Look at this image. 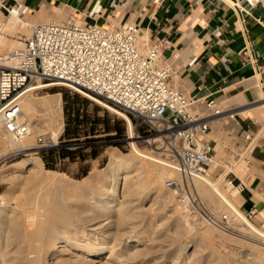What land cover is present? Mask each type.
I'll return each instance as SVG.
<instances>
[{"label": "bare ground", "instance_id": "1", "mask_svg": "<svg viewBox=\"0 0 264 264\" xmlns=\"http://www.w3.org/2000/svg\"><path fill=\"white\" fill-rule=\"evenodd\" d=\"M16 10L4 19L0 16V32L4 28L10 30L17 25L21 26L22 22L29 31H33L37 22L24 21L20 18L18 9ZM50 21L58 22L54 19ZM22 47V41L15 45L0 42V51L11 48V52ZM53 85L63 84L39 83L21 96L19 103L23 118L30 116V106L35 102L34 89ZM91 97L130 122L124 112L94 96ZM53 103L59 106L61 97L58 96L46 104L53 108ZM63 125L59 111L58 119L52 120V143H57L63 132ZM41 128L39 123L35 124L30 131L31 136L14 142L0 125V158L33 150L36 136L32 133ZM155 155L145 151H133L128 155L112 152L111 162L105 170L93 172L82 181H74L64 174L46 170L43 160L39 157H32L23 163L8 167L5 171L28 174H19L17 184L22 188L21 197L16 198L13 194L11 196V193L0 195V264H139L136 260L144 252L153 251L154 242L150 237L153 229L160 230V227L165 226L171 219V216L157 212L154 221L145 228L146 224L139 222L142 214L146 213V208H149L144 205L149 201L153 190L161 191L165 175L175 173L181 176L176 160L167 158L160 152ZM214 164L216 160L211 167ZM194 183L198 193L213 203L218 214L225 211L231 219L237 216H243L242 219L246 217L234 200L236 191L228 192L221 184L211 180L208 174L194 179ZM233 188L240 193L238 188ZM15 198L16 206L10 201ZM173 202V194L162 195L161 204L170 207L174 215L178 216L181 207L175 204L173 207ZM247 225L246 230L259 238L250 239L256 243L249 244L251 258L235 262L233 257L238 252L232 250L226 254L219 253L216 263L209 261L205 264H220L222 261L224 264H264V227L259 228L251 222H247ZM211 232L213 229L208 227L204 236ZM186 242L184 247H178L177 261L180 260L181 264H204L201 259L204 254H201L197 237ZM104 255L106 256L102 258Z\"/></svg>", "mask_w": 264, "mask_h": 264}, {"label": "built area", "instance_id": "2", "mask_svg": "<svg viewBox=\"0 0 264 264\" xmlns=\"http://www.w3.org/2000/svg\"><path fill=\"white\" fill-rule=\"evenodd\" d=\"M16 7L21 10L10 0H0V8L9 15ZM100 11H91L89 16ZM141 38L140 26L131 22L103 26L71 17L64 23L35 24L32 35L21 38L22 48L0 55V125L14 142L30 135L31 126L19 102L39 83L60 82L85 91L148 126L160 153L179 163L180 178L167 180L166 188L187 193L190 182L206 174L216 159L211 120L222 117L223 110L213 99L203 105L201 99L173 86V68L163 54L168 40L143 42ZM258 73L264 78V65ZM240 133L250 143L248 152L258 138L250 125L241 126ZM257 147L262 146L254 145L251 153ZM230 184L236 186L234 180ZM237 188L242 193L247 186L242 182ZM258 213L253 207L245 213L246 219ZM209 218L223 230L232 229L227 213Z\"/></svg>", "mask_w": 264, "mask_h": 264}, {"label": "rangeland", "instance_id": "3", "mask_svg": "<svg viewBox=\"0 0 264 264\" xmlns=\"http://www.w3.org/2000/svg\"><path fill=\"white\" fill-rule=\"evenodd\" d=\"M6 15L9 16L8 12L0 8V16L2 19L6 18ZM22 17L25 21H34L29 15L24 14ZM52 19H56L58 23H62L60 19ZM64 19L68 20L70 17L66 16ZM49 21L50 19L34 22L46 23ZM31 35L32 30L29 31L28 27L22 22L21 26L17 25L13 29L7 30L4 28V30L0 32V38L2 37L0 42H3V44L6 45H15L21 41L22 37H30ZM11 48L0 51V55L5 52H10ZM47 83L50 82L47 81ZM89 95L90 94L85 91L64 85H53L33 91V100H35V102L30 106L31 113L29 118H24L29 121L31 129L37 123H39L42 128L38 131H33L32 133V135L36 136L33 150L27 151L26 153L22 152L19 154H12V156L7 158H0V195L11 193V196L15 195L16 198H19L17 196H22V188L17 184L19 174L22 173L25 176L28 173L5 170L15 163H23L32 157L41 158L46 170H51L58 174H64L74 181H82L93 172H102L105 170L111 162L112 152L121 155H128L133 151L143 153L145 151L151 154L153 153L154 155L156 154L155 156H157L160 152L158 150L160 144L154 140L155 136H153L152 132L149 131L148 126L143 124L133 115H129L123 110L115 107L127 114L130 119L129 122L127 118L109 110L103 104L92 98V95ZM58 96L61 97L60 105L58 106L57 103H53V108H49V105L46 103L52 102L53 99L58 98ZM260 98L261 95L259 93L257 96V103H259L258 100ZM232 107L238 106L233 105ZM243 107L244 106L242 105V107L240 106L236 109H241ZM59 111H61L64 123L63 132L61 133L57 143H52V120L54 118L58 119ZM78 116L79 120L83 121L80 124L73 121V119ZM248 122L250 123L249 125L251 128L255 131V136L258 138L252 144L253 146L250 150H248V152L247 147L250 143L246 142L240 133L241 124H244V118L236 114L235 118L223 119L219 122L212 123V133L210 134V137L216 140L217 144L220 143L217 155L219 154V157L221 156V163L216 169V164H214L213 168L208 170L206 174L209 175L211 180L218 182L221 186L225 187L228 192H232L236 189L233 188L230 190V186L227 185V182L223 178L221 180H219V178L226 172L227 166L233 167L239 162L238 164L243 170L237 174L229 172L226 179L228 181L234 180L236 188L238 185L242 184V182L248 180L251 185L249 188L252 189L253 192L254 188L259 192L264 193V165L259 160L260 155L264 153V125L262 122H256L253 119H248ZM91 132L94 133L93 136H86V134H91ZM77 133L81 135L80 142H78V144L75 142L76 139L73 138ZM89 138L93 139V142H88ZM37 145H42L43 148L41 149L50 148L49 145H53L52 147H56L61 150L67 149V151L72 154L70 156L62 157L60 155L62 152H57L49 156L48 153L42 152L43 150H41L40 147L36 148ZM254 145H260L262 147H257L254 152L251 153ZM224 154H226V157H224ZM44 156L48 157L49 164L54 165L53 168H49L47 166V161H45ZM162 158H164V156ZM172 178L179 179L180 176L175 173L165 175L162 180L163 188L161 191H152L149 201H147L144 205L145 208H149H146V213L142 214V217L139 218V220L141 219L139 222H144L146 224L145 228H147V224L154 221L156 218L157 212H162L167 216H171V219L167 224H165V226H161L160 230L159 228L157 230L156 228L153 229L154 232L150 235L152 242H154V244H152L153 246L151 245L154 247L152 249L153 251L148 253L144 252L139 259L136 260V262L139 264H142V262H144L143 264H156L160 260L158 264H171L172 262H175L172 264H181L180 260L177 261L176 258L178 247L180 245L184 247L187 243L186 241L188 239H193L194 237H197V241L201 246V254H204L201 258L204 264L209 261L211 263H216L218 261L219 253L226 254L232 250H237L236 253L238 252L236 256L233 257L235 262H241L243 259L251 258V247L249 244L256 245V243L252 242L250 239L256 238L258 240L259 238L246 230L248 227L247 222H251L259 228L264 227V217L260 216V212L264 210V202L261 206H254L258 208L259 213L254 216L253 219H246V217L242 219L241 217L243 216H237V218L235 217L232 219V229L226 231L217 227L210 220V215L216 216L219 214L213 203L198 193L194 181L190 182L189 186L191 190L187 193H182L170 191L166 188L167 180ZM163 194H173V207L175 205L181 207V212L178 213L179 217L174 215L173 210L170 207L168 208L161 204ZM241 194L243 198L245 197L247 200H245V198L241 199L237 196L236 201L243 210L242 213L245 214L253 208H250L251 204L256 205L257 203L254 201L249 202V196H252L253 193L250 192L248 188H245ZM16 198L14 200H10L13 202L14 206H16L17 203ZM240 218L241 220H239ZM206 227H211L213 232L204 236L207 229ZM189 248L188 250H190ZM105 256L106 255L102 256V258ZM187 261H189L188 256ZM220 264H224V261L220 262Z\"/></svg>", "mask_w": 264, "mask_h": 264}, {"label": "crops", "instance_id": "4", "mask_svg": "<svg viewBox=\"0 0 264 264\" xmlns=\"http://www.w3.org/2000/svg\"><path fill=\"white\" fill-rule=\"evenodd\" d=\"M258 1L253 5L249 0H10L21 7L15 12L18 9L22 19L25 10L34 21L57 18L64 23L69 16L103 26L131 22L140 26L144 42L168 40L163 54L173 68V86L201 99L203 105L215 100L223 115L212 123L238 114L244 118L241 126H248V119L264 125V78L258 73L264 65V0ZM98 9L99 14L89 16ZM219 148L220 143L217 153ZM215 160L216 169L221 156ZM259 160L264 165V153ZM238 163L227 166L219 178L230 190L233 186L226 177L243 170ZM243 183L253 193L249 202L257 203L250 208L261 206L264 193L254 188L253 192L248 180ZM234 191L240 207L236 197H245Z\"/></svg>", "mask_w": 264, "mask_h": 264}, {"label": "trees", "instance_id": "5", "mask_svg": "<svg viewBox=\"0 0 264 264\" xmlns=\"http://www.w3.org/2000/svg\"><path fill=\"white\" fill-rule=\"evenodd\" d=\"M73 121H75V122H77V124H80V123H82L83 121H80L79 120V116L78 117H76L75 119H73ZM77 131V130H76ZM94 131V130H93ZM67 132H69V131H67ZM94 135V133L93 132H91V134H86V136H93ZM73 138H75L76 139V144H78V142H80V138H81V135L80 134H75V136L73 137ZM111 138V137H110ZM88 142H93V139H88ZM42 152H46V153H48V155L49 156H51V155H53L54 153H57V152H62V153H60V155L62 156V157H66V156H70L72 153H70V152H68L67 151V149H63V150H61V149H58V148H56V147H51V148H48V149H44ZM44 159H45V161H47V166L49 167V168H53L54 167V165H52V164H49V159H48V157H46V156H44Z\"/></svg>", "mask_w": 264, "mask_h": 264}]
</instances>
